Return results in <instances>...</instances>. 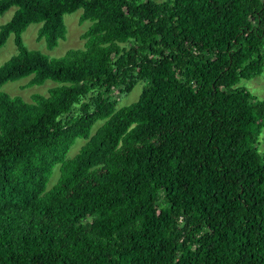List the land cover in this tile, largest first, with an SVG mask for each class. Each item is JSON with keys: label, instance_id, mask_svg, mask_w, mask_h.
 <instances>
[{"label": "trees", "instance_id": "1", "mask_svg": "<svg viewBox=\"0 0 264 264\" xmlns=\"http://www.w3.org/2000/svg\"><path fill=\"white\" fill-rule=\"evenodd\" d=\"M11 8L0 88L59 86L0 93V264H264V101L240 86L264 73V0H0ZM78 10L84 49L26 47L42 24L56 48Z\"/></svg>", "mask_w": 264, "mask_h": 264}, {"label": "rangeland", "instance_id": "2", "mask_svg": "<svg viewBox=\"0 0 264 264\" xmlns=\"http://www.w3.org/2000/svg\"><path fill=\"white\" fill-rule=\"evenodd\" d=\"M152 1L163 3L166 0ZM15 11L16 8H11L3 15H0V27L12 19ZM82 14L83 10H78L75 13L65 16L64 20L67 28L66 38L65 40L60 41L59 45L53 50H49L47 48L45 39L38 40V34L42 24H32L28 27L22 36L24 44L30 50L40 51L49 56L51 59L63 58L71 50L84 49L85 41L82 39V35L89 30L93 23L91 21L80 23ZM14 40L15 37L12 35L7 41L6 45L0 48V66L17 54V47ZM30 79L31 77H28L16 82L7 83L2 88H0V93L4 92L11 96H19L25 101L31 102L34 95L48 96L49 91L52 88L59 86V84L56 82L47 81L43 85L28 87L27 85ZM240 86L245 87L252 94V96L258 100L264 101V73L257 78L241 81ZM143 88L144 83L140 82L133 86L127 95L119 96V92H116L115 95L118 96L119 100L118 108H122L136 102L139 99ZM103 124L104 122H98L93 128L92 134H94L96 130ZM85 142L86 141L83 139H78L75 145L71 148L69 157H74L76 154H78ZM258 147L260 152L264 154V128L259 138ZM59 175L60 171L59 167H57L54 172V177L49 184V188H51L56 183Z\"/></svg>", "mask_w": 264, "mask_h": 264}]
</instances>
